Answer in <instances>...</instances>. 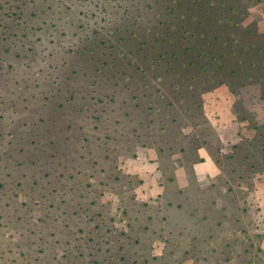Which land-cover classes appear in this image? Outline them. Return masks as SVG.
Segmentation results:
<instances>
[{"label":"rangeland","instance_id":"374dc122","mask_svg":"<svg viewBox=\"0 0 264 264\" xmlns=\"http://www.w3.org/2000/svg\"><path fill=\"white\" fill-rule=\"evenodd\" d=\"M0 264H264V0H0Z\"/></svg>","mask_w":264,"mask_h":264},{"label":"crops","instance_id":"0c3cea01","mask_svg":"<svg viewBox=\"0 0 264 264\" xmlns=\"http://www.w3.org/2000/svg\"><path fill=\"white\" fill-rule=\"evenodd\" d=\"M227 101V98L225 99ZM216 114L218 115V121L222 126H226L227 124H230L232 120V113L231 111H227V108H223V106H218L215 108ZM205 169L201 167L200 169V176L202 178H207L206 172L204 171ZM203 171V172H202Z\"/></svg>","mask_w":264,"mask_h":264},{"label":"trees","instance_id":"16d2710c","mask_svg":"<svg viewBox=\"0 0 264 264\" xmlns=\"http://www.w3.org/2000/svg\"><path fill=\"white\" fill-rule=\"evenodd\" d=\"M201 192V190H199V193Z\"/></svg>","mask_w":264,"mask_h":264}]
</instances>
